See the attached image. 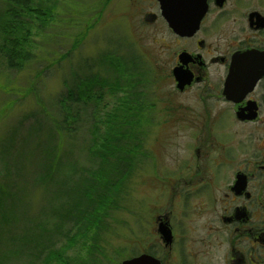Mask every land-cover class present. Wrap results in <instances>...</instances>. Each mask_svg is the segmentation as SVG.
I'll list each match as a JSON object with an SVG mask.
<instances>
[{
    "label": "rangeland",
    "instance_id": "1",
    "mask_svg": "<svg viewBox=\"0 0 264 264\" xmlns=\"http://www.w3.org/2000/svg\"><path fill=\"white\" fill-rule=\"evenodd\" d=\"M122 1L0 0V264H118L156 247V215L180 225L186 249L208 253V177L192 172L193 138L179 130L167 136L166 118L182 111L147 88L158 84L146 59L162 30ZM11 38L18 44L13 65ZM116 59L121 69L112 67ZM134 87L156 110L147 124H133L136 137L127 141L140 146L132 173L111 190L114 205L103 213L94 201L91 211L87 198L76 204L71 188L82 171L94 175L113 145L120 121L111 113ZM79 90L90 96L75 104L70 93L82 99ZM69 106H84L89 116L71 119ZM64 118L66 129L57 131ZM39 235L45 238L32 240Z\"/></svg>",
    "mask_w": 264,
    "mask_h": 264
},
{
    "label": "flooded vegetation",
    "instance_id": "2",
    "mask_svg": "<svg viewBox=\"0 0 264 264\" xmlns=\"http://www.w3.org/2000/svg\"><path fill=\"white\" fill-rule=\"evenodd\" d=\"M122 2L145 11L146 22L162 30L146 59L158 84L147 88L166 107L177 104L182 111L181 117L166 118L167 136L179 130L193 138L192 172L205 173L209 189L208 226L202 223L209 228L207 254L186 249L180 225L160 215L150 219L157 245L141 254L160 264H264V0ZM173 11L179 31L167 18ZM134 97L140 107L132 123L147 124L155 103ZM163 229L170 230V240Z\"/></svg>",
    "mask_w": 264,
    "mask_h": 264
},
{
    "label": "trees",
    "instance_id": "3",
    "mask_svg": "<svg viewBox=\"0 0 264 264\" xmlns=\"http://www.w3.org/2000/svg\"><path fill=\"white\" fill-rule=\"evenodd\" d=\"M18 45V44H17ZM16 45V42H14V39H8L7 41V47H6V54H8L11 57V65L12 62L15 60V58L17 57V52H16V48L18 47ZM120 60V59H119ZM118 59L112 61V67H115V69H121V66L123 65L122 61H119ZM121 62V63H120ZM17 65V64H16ZM15 65V66H16ZM118 80V79H116ZM113 86H117L116 83H114ZM135 89V87H134ZM87 90V89H86ZM84 90V91H80L79 90V95L82 96V99L78 98L77 96H74V92L72 91L70 93V95H72V100L73 102L79 103V102H83V95H86L88 97V92ZM134 91V90H133ZM129 93V96L124 99V101L120 104V106H116L115 108V112L111 113L112 114V119L113 120H118L116 122H119V128H117V134L115 135V140H113L111 137V140H113V145H109L105 147V150L108 153H103L100 159V165L95 166V172H93V176H86L84 175L85 170L82 171L80 173V176L78 177V180L76 181V183L72 186L71 188V195L70 196H74L75 195V200H76V204L82 199H86L88 201H90V204H86V208L91 205V211H94V201H96L98 203V209H102L104 212L103 213H107V210L110 208V206H113L115 203V198L112 196L114 193H111L112 189L118 190V188L120 187V185H122L123 181L125 180V178L128 176H130V174L132 173V165L134 163L135 160V154L137 153V149L139 148L140 144L136 143V145L134 143H132L131 149L129 147L130 144H128L129 142L127 141L128 138L133 140L134 137H136V135L134 134V126L133 124L136 123H132V118H134V112L135 110L138 108V106L140 107V102H138L134 95L137 94L135 91L134 92ZM90 96V95H89ZM88 100V99H87ZM86 100V101H87ZM85 102V101H84ZM77 107V106H75ZM123 111V116L117 111V110ZM72 112V118L79 116V115H83V116H87L88 114V110L86 109V107L84 106H79L78 108L74 109V106H69L67 108V112L70 114V112ZM117 111V112H116ZM63 112V111H62ZM87 114V115H86ZM89 116V115H88ZM127 120V121H124ZM128 122V123H127ZM56 125L54 126L56 128L57 131H64V129H66V124L67 121L65 120V118L63 120H58L57 122H55ZM127 123V124H125ZM125 124V125H124ZM124 125V126H123ZM122 126V127H120ZM120 132V133H119ZM128 134L129 137H127L126 134ZM115 134V133H114ZM112 136V135H111ZM127 137V139H126ZM135 139V138H134ZM140 138H138L139 140ZM137 140V142H139ZM140 143V142H139ZM109 142H105L104 145H108ZM103 150V149H102ZM134 159V160H133ZM61 160L58 161V165H60ZM98 169V171H97ZM98 173H101L103 176H105L106 180H104V182H101V178H98ZM111 176V178H108V176ZM103 178V177H102ZM103 178V179H105ZM99 181V182H97ZM120 189V188H119ZM94 193V194H93ZM112 196V197H110ZM110 202L108 204V207L105 206L106 202L109 201ZM1 204L3 205V200H1ZM81 213H88L85 210L81 211ZM79 218H82V216L80 215ZM78 219V218H77ZM90 223V222H89ZM45 238L42 235L36 236L34 237L32 240L37 241L38 239H43ZM27 244V246H30L29 243L24 242ZM38 243V242H37ZM48 243V242H47ZM42 243L43 248L46 246L47 244ZM39 244V243H38ZM21 251V249H20Z\"/></svg>",
    "mask_w": 264,
    "mask_h": 264
},
{
    "label": "water",
    "instance_id": "4",
    "mask_svg": "<svg viewBox=\"0 0 264 264\" xmlns=\"http://www.w3.org/2000/svg\"><path fill=\"white\" fill-rule=\"evenodd\" d=\"M165 13V12H164ZM166 13H170V12H166ZM169 20V23L171 25L172 28H174L176 31H179L182 29V27L179 25V21H178V17H177V13L176 12H171V15L169 17H167ZM162 231V230H161ZM164 233V236L170 240L171 239V232L169 231H165L163 229L162 231ZM120 264H160V261L155 258V257H151V255L149 254H142L138 257H133L131 259L125 260L123 262H121Z\"/></svg>",
    "mask_w": 264,
    "mask_h": 264
}]
</instances>
